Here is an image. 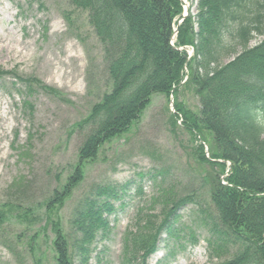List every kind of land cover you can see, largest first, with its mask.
I'll use <instances>...</instances> for the list:
<instances>
[{
    "label": "rangeland",
    "instance_id": "obj_1",
    "mask_svg": "<svg viewBox=\"0 0 264 264\" xmlns=\"http://www.w3.org/2000/svg\"><path fill=\"white\" fill-rule=\"evenodd\" d=\"M187 2L196 14L197 0ZM263 39L254 36L250 46ZM26 85L33 88L26 94L32 110L23 103ZM112 85L104 45L86 10L68 0H0V264H57L54 229L72 233L75 208L102 187L116 192L118 199L110 196L116 211L94 241L89 264H128L127 234L154 236L173 207L164 201L192 195L173 223L177 236L164 231L148 264H223L231 256L210 252L209 231L199 221L202 208L216 216L211 190L218 173L201 152L218 150L208 129L196 134L188 126L186 112L198 116L201 107L192 87L182 86L173 97L154 93L140 118L84 164L82 179L63 203L49 207L91 130L80 123ZM191 231L196 245L189 243Z\"/></svg>",
    "mask_w": 264,
    "mask_h": 264
},
{
    "label": "trees",
    "instance_id": "obj_2",
    "mask_svg": "<svg viewBox=\"0 0 264 264\" xmlns=\"http://www.w3.org/2000/svg\"><path fill=\"white\" fill-rule=\"evenodd\" d=\"M68 1L89 13V22L104 45L113 85L80 123L91 130L79 148L74 172L61 190L54 191L49 207L63 203L82 179L84 164L95 160L106 141L140 118L154 93L169 94L180 83L187 59L171 44L174 19L182 12L180 0ZM254 36H264V0H197V13L179 26L175 43L194 47L184 86L192 87L201 107L198 116L186 112L188 126L197 132L208 129L218 150L212 158L232 164L229 184H222L226 163L209 161L201 152L202 160L218 173L211 190L216 216L202 208L199 221L209 231L212 254L220 257L231 252L223 264H264V121L259 117L264 112V40L251 47ZM25 90L23 103L32 110L26 94L32 95L33 88L26 85ZM114 194L110 187H102L95 196L85 197L74 210L69 235L56 226L57 264H89L94 241L108 230V214L114 210L108 198ZM194 198L164 201L173 207L164 212L154 236L127 234L125 261L147 264L161 231L179 232L172 222L179 218L180 207ZM4 215L0 211V221ZM189 241L197 242L193 231Z\"/></svg>",
    "mask_w": 264,
    "mask_h": 264
}]
</instances>
